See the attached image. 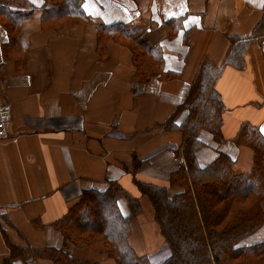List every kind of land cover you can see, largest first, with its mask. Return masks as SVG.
Wrapping results in <instances>:
<instances>
[{
	"label": "crops",
	"instance_id": "crops-1",
	"mask_svg": "<svg viewBox=\"0 0 264 264\" xmlns=\"http://www.w3.org/2000/svg\"><path fill=\"white\" fill-rule=\"evenodd\" d=\"M0 3L26 16L15 44L0 25V104L12 113L0 142V264H115L75 247L57 228L84 192H102L110 181L144 207L130 242L144 217L148 254L162 250L165 239L135 180L167 187L182 163L183 134L161 124L203 66L218 70L214 88L225 111L220 140L199 131L198 163L205 167L222 152L236 173L251 170L252 150L234 139L244 125L264 136V35L253 36L264 0H81L92 23L59 28L43 20L54 0ZM115 23L160 46L164 70L177 76L137 80L130 50L112 39L100 58L96 25ZM48 248L64 249L68 262L33 251Z\"/></svg>",
	"mask_w": 264,
	"mask_h": 264
},
{
	"label": "trees",
	"instance_id": "trees-1",
	"mask_svg": "<svg viewBox=\"0 0 264 264\" xmlns=\"http://www.w3.org/2000/svg\"><path fill=\"white\" fill-rule=\"evenodd\" d=\"M54 2L55 6L43 15V20L51 27L92 23L81 0ZM25 18L0 3V25L6 30L10 45L22 40ZM96 26V51L100 58L107 56L106 42L112 39L130 50L137 80L148 83L153 77L168 80L177 76L164 70L160 46L152 45L136 29L123 23ZM254 35H264V9ZM217 77V69L201 67L185 100L161 124L167 131L177 130L183 134L178 152L182 163L171 173L168 186L135 180L139 192L150 202L154 221L170 253L156 264H264V242L239 246L264 226L263 134L244 125L234 139L236 144L252 150L248 173H236L235 161L222 152L205 167L197 160L196 153L204 146L198 138L199 131H208L217 140L222 135L225 107L214 88ZM183 111L188 115L177 125L176 120ZM123 201L127 206L125 214ZM143 209L140 199L129 195L118 182L110 181L102 192H84L78 204L58 222L57 228L75 247L105 253L115 264H150L148 260L140 261L130 242L131 224ZM33 251L52 261L68 262L62 248Z\"/></svg>",
	"mask_w": 264,
	"mask_h": 264
},
{
	"label": "rangeland",
	"instance_id": "rangeland-1",
	"mask_svg": "<svg viewBox=\"0 0 264 264\" xmlns=\"http://www.w3.org/2000/svg\"><path fill=\"white\" fill-rule=\"evenodd\" d=\"M262 205L264 207V201L262 202ZM122 207L125 208V201L122 202ZM149 226L148 224L144 223V217L142 219H140L133 227V235L131 238V245L135 248L137 254H138V258H140V261H145L148 260V262L150 264H156L158 263V259H161L164 254L161 253L163 252V250L158 251V252H154V253H149V245H148V231H149ZM151 232V231H150ZM149 232V233H150ZM151 240H153V238L151 237ZM264 241V226L259 229V231H257L255 234L247 237L246 239H244L239 246H247V245H252L258 242ZM167 248V246H165V249Z\"/></svg>",
	"mask_w": 264,
	"mask_h": 264
},
{
	"label": "built area",
	"instance_id": "built-area-1",
	"mask_svg": "<svg viewBox=\"0 0 264 264\" xmlns=\"http://www.w3.org/2000/svg\"><path fill=\"white\" fill-rule=\"evenodd\" d=\"M12 124L11 105L8 103L0 104V142L8 138L9 128Z\"/></svg>",
	"mask_w": 264,
	"mask_h": 264
}]
</instances>
